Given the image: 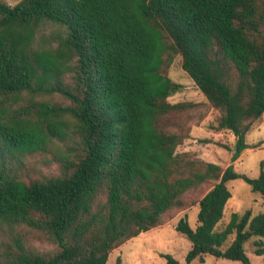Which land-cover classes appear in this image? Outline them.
<instances>
[{
	"label": "trees",
	"instance_id": "obj_1",
	"mask_svg": "<svg viewBox=\"0 0 264 264\" xmlns=\"http://www.w3.org/2000/svg\"><path fill=\"white\" fill-rule=\"evenodd\" d=\"M44 23L63 29L55 48L35 46ZM175 56L217 112L215 129L233 135L232 161L255 148L245 139L264 114V0L0 2V264H106L113 250L188 207L183 195L201 185L211 187L198 201L197 226L182 218L175 227L191 242L185 264L203 255L252 264L244 248L252 238L264 257V212L232 214L217 229L229 181L264 199L263 162L251 179L190 159L176 154L187 134L161 126L190 107L167 101L181 89L165 74ZM52 94L69 105L37 99ZM67 139L57 175L23 178L27 155ZM31 234L55 250L37 251Z\"/></svg>",
	"mask_w": 264,
	"mask_h": 264
},
{
	"label": "rangeland",
	"instance_id": "obj_2",
	"mask_svg": "<svg viewBox=\"0 0 264 264\" xmlns=\"http://www.w3.org/2000/svg\"><path fill=\"white\" fill-rule=\"evenodd\" d=\"M20 0H0L9 6H13ZM63 35V29L51 23L42 24L35 35V46L41 48H55L58 37ZM166 76L181 86L179 92L169 97L170 104L186 103L190 107L168 114L162 120V128L168 132L187 134V138L176 148V154L189 157L205 163L220 166L223 170L228 166L238 174H243L255 179L260 173V163L264 164V114L255 121L248 134L246 144L255 146L253 149L244 151L241 156L232 161L234 137L226 130L215 129L217 112L208 104L205 97L195 86L193 81L181 68L180 56H175L165 70ZM70 74L65 76V82L71 84ZM61 106L69 105V102L58 94L43 95L37 97ZM29 100V96L23 95V102ZM72 133V129H68ZM70 139L63 143L55 142L47 146L46 151L27 155L26 169L22 172L27 181L41 176H54L58 173L59 165L55 159L58 152L63 151L65 146H70ZM211 185H201L188 190L183 195L190 205L183 210H173L164 217L163 224L148 232L141 233L137 237L127 241L113 250L106 264H116L119 259L121 264H166L163 255H170L180 264H185V257L191 248V242L179 234L175 227L178 221L186 218L189 226L194 229L197 226V214L199 211L198 201L209 191ZM227 188L231 198L225 206L224 217L217 229L224 228L232 214L242 216L250 211L252 216L264 212V199L241 179L229 181ZM233 236L229 237L228 245ZM7 240L4 234H0V242ZM257 238L249 240L244 248L245 253L252 264H264V257L254 255V244ZM30 245L39 252H52L55 246L39 237L31 234L28 237ZM190 264H241L226 259H217L210 255H203L193 260Z\"/></svg>",
	"mask_w": 264,
	"mask_h": 264
}]
</instances>
